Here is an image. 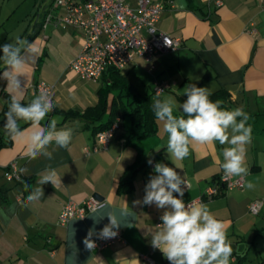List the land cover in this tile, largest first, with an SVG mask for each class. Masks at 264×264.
I'll return each instance as SVG.
<instances>
[{"label": "crops", "instance_id": "0c3cea01", "mask_svg": "<svg viewBox=\"0 0 264 264\" xmlns=\"http://www.w3.org/2000/svg\"><path fill=\"white\" fill-rule=\"evenodd\" d=\"M51 1L41 11H47ZM153 1L163 6L157 27L180 38L181 45L175 51L156 56L152 68L141 57H135L119 71L140 93L153 92L156 84H164V92H175L173 88L177 87L176 92L182 94L185 86L191 84L206 85L211 93L226 90L229 110L242 107L253 130L251 143L246 146L249 172L244 177V187L223 188L218 196L206 198V187L222 173V151L228 145L193 144L189 156L176 161L169 158L167 135L162 134V125L156 121V133L138 144L142 149V167L134 177L132 191L117 194L119 177L136 160L137 147L113 138L106 149L98 148L93 130L99 123L66 118L65 111L82 112L96 105L102 79H84L69 68L70 60L81 50L83 33L71 26L49 24L42 28L46 12H39L40 19H21L20 29L13 36L26 38L40 49L36 64L28 72L22 102L27 104L37 95L34 86L38 82L52 85L55 108L42 124L46 126L56 119L57 128H71L73 136L67 149L54 143L48 147L53 152L51 160L44 156L27 158L24 144L12 139L9 146L0 148V187L8 189V201L0 205V264H148L141 255H149L154 264H170L150 243L151 233L157 228V215L166 209H158L155 204L133 205V201H142L145 185L150 176L156 175L158 150H162L165 164L177 168L189 183L184 202L197 200L208 205L225 223L233 248L230 264H264V0H223L219 7L212 0ZM125 2L132 8L137 6V0ZM9 18L10 15L3 17L0 12V29ZM8 34L1 46L7 42ZM3 67L0 61V74ZM5 87L6 81L0 79V111L8 95ZM179 93H175L177 98L187 99ZM155 96L163 99L162 93ZM111 102L112 95L108 98L107 114ZM180 111L177 108L174 114L182 115ZM26 127L29 125L22 128ZM12 161H16L19 179L9 181L6 174ZM20 168L29 171L23 174ZM47 168L57 171L61 184L56 188L51 183L43 185L42 199L28 204L29 192L24 190V184L39 186V174ZM248 182L255 187L248 189ZM95 193L104 202L97 212L74 217L64 226L58 224V214L67 200L82 202ZM255 199L262 200V206L254 215L248 211V205ZM126 204L130 215L125 226L118 229L122 241L100 250L86 249L83 240L88 231L95 229L98 233L109 223L106 216L98 217L109 211L119 214Z\"/></svg>", "mask_w": 264, "mask_h": 264}, {"label": "clouds", "instance_id": "9594fccd", "mask_svg": "<svg viewBox=\"0 0 264 264\" xmlns=\"http://www.w3.org/2000/svg\"><path fill=\"white\" fill-rule=\"evenodd\" d=\"M178 7H183L178 4ZM166 43V40H165ZM0 61L3 62L0 79L6 81L4 91L8 94L7 111L3 125L5 134L13 141L24 144V155L29 159L44 156L53 159V152L48 147L53 143L58 148L67 149L71 143L73 129L57 128V120H50L43 125L48 114L53 110V103L48 92L41 91L27 104H24L26 78L40 55V49L34 42L17 36L14 41L0 46ZM183 95L187 99L179 105L182 115L174 114L176 101L173 97L153 99L151 110L155 120L162 125V134L167 135V153L170 159L182 161L190 154V147L209 145L219 142L228 145L222 151L223 162L220 167L223 177L243 179L248 175L246 166V146L252 140V127L248 124L249 115L242 107L225 109L222 101H213L207 87L196 84L186 85ZM21 121L29 127L22 128ZM148 163L151 165L152 160ZM164 163H156L154 172L145 185V195L133 205H152L166 209L160 216L161 224L151 233V246L159 249L170 264H230L233 253L228 240L225 223L218 219L208 205L192 200H183L185 187L188 184L176 170ZM20 173L27 174V168H20ZM37 187L24 184L28 204L39 202L44 196L42 186L51 183L53 187L61 184L58 173L47 168L39 174ZM185 186V187H182ZM248 189L255 185L246 184ZM31 189V190H30ZM177 194V195H174ZM93 213L97 212L92 208ZM130 215L129 207L120 210L119 214L109 211L98 218L107 217L109 223L97 233L90 229L83 240L86 249L94 250L96 243L92 239L108 240L118 235V229L125 226ZM96 219V217H93Z\"/></svg>", "mask_w": 264, "mask_h": 264}, {"label": "built area", "instance_id": "2783aa9c", "mask_svg": "<svg viewBox=\"0 0 264 264\" xmlns=\"http://www.w3.org/2000/svg\"><path fill=\"white\" fill-rule=\"evenodd\" d=\"M216 7L223 4V0H212ZM163 6L153 0H137L136 8L130 7L125 0H52L41 24L46 28L49 24L61 27H75L83 33L84 41L81 50L70 60L69 68L84 79L97 80L107 67L121 70L131 63L135 57H141L153 67L156 56L175 51L181 45L178 37H172L157 27V22ZM253 31V29H252ZM166 40V43H165ZM37 95L41 91L49 93L53 109V86L40 81L35 84ZM166 90L164 84H156L153 93L159 95ZM115 124L95 134L97 147L106 149L113 139ZM96 150V149H95ZM87 153V150H85ZM6 179H19L16 161L9 164ZM187 182V181H186ZM245 178L233 177L225 180L223 172L215 182H211L205 189L206 198H213L221 193V187L227 190L243 188ZM188 187L189 183L187 182ZM185 187V186H182ZM185 187V190L188 188ZM104 205L102 200L93 196L75 202L67 200L58 214V224L64 226L74 218H83L92 208L99 209ZM262 200L255 199L248 205L251 214H258ZM157 215V223H162ZM118 231L115 238L103 240L95 237L96 248L100 250L106 246L122 241V233ZM148 264H154L149 255H141Z\"/></svg>", "mask_w": 264, "mask_h": 264}, {"label": "trees", "instance_id": "16d2710c", "mask_svg": "<svg viewBox=\"0 0 264 264\" xmlns=\"http://www.w3.org/2000/svg\"><path fill=\"white\" fill-rule=\"evenodd\" d=\"M100 78L102 80L97 90L98 101L96 105L87 107L82 112L68 110L64 114L66 118L78 119L87 124L99 123L93 130L94 134L115 124L113 138L123 140L125 144L137 147V158L125 168L119 177L116 189L117 194H127L132 191L134 177L142 167V149L138 147V144L141 139L154 135L157 131L151 104L153 99L159 96H155L153 92H138L127 78L113 67H107ZM211 94V100H220L222 101V107L229 109L227 106L229 94L226 90L218 89ZM110 95H112V102L110 111L107 114ZM9 100V96L6 95L0 111V148L11 144V139L5 134L3 128L5 123L4 114L7 111ZM179 100L183 103L186 99L179 98ZM24 125H21V127ZM161 152L162 150H158L155 156L158 163L165 164ZM216 179L217 177L213 178L212 182H215ZM7 192L6 187H0V205L8 201Z\"/></svg>", "mask_w": 264, "mask_h": 264}, {"label": "rangeland", "instance_id": "374dc122", "mask_svg": "<svg viewBox=\"0 0 264 264\" xmlns=\"http://www.w3.org/2000/svg\"><path fill=\"white\" fill-rule=\"evenodd\" d=\"M49 2L50 0H0V12L3 13V17H7L8 15H10V18L6 19V22L3 25L4 27L0 29V46L2 41H4V35H6L7 33H9L10 35L8 34V40L4 44L12 42V40L14 39L13 36L20 29L21 19H26L24 20V22L28 21V19L31 18L40 19L39 12L43 15L46 11L41 10L44 9V7L49 4ZM0 53L2 52L0 51ZM146 80L150 82L151 78L146 77ZM204 87H206V85ZM176 88L177 87L173 88L175 92L167 91L162 93V98L173 97L175 99L176 107L174 110L179 108V105L182 104L179 98L176 97V94L179 93L176 92ZM179 95L183 94L179 93ZM183 98L187 97L183 96Z\"/></svg>", "mask_w": 264, "mask_h": 264}, {"label": "water", "instance_id": "95a60500", "mask_svg": "<svg viewBox=\"0 0 264 264\" xmlns=\"http://www.w3.org/2000/svg\"><path fill=\"white\" fill-rule=\"evenodd\" d=\"M93 197L96 198V199H101V196H99V194H97V193H95V194L93 195Z\"/></svg>", "mask_w": 264, "mask_h": 264}]
</instances>
